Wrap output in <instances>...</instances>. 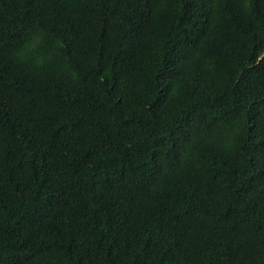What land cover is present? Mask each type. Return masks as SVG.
I'll return each instance as SVG.
<instances>
[{
  "label": "trees",
  "instance_id": "16d2710c",
  "mask_svg": "<svg viewBox=\"0 0 264 264\" xmlns=\"http://www.w3.org/2000/svg\"><path fill=\"white\" fill-rule=\"evenodd\" d=\"M0 264H264V0H0Z\"/></svg>",
  "mask_w": 264,
  "mask_h": 264
}]
</instances>
